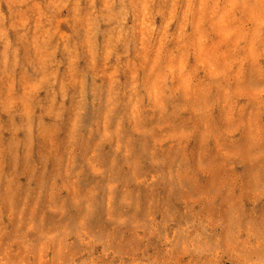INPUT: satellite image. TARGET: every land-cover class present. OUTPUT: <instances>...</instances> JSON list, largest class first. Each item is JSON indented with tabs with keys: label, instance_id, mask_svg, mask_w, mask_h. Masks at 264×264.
<instances>
[{
	"label": "clouds",
	"instance_id": "obj_1",
	"mask_svg": "<svg viewBox=\"0 0 264 264\" xmlns=\"http://www.w3.org/2000/svg\"><path fill=\"white\" fill-rule=\"evenodd\" d=\"M43 2L0 0V186L7 188L0 192V216L15 211L8 178L15 174L17 158L29 171L34 162L43 170L59 161L65 173L72 170L70 157L79 154V166L92 180L86 191L70 194L55 221L22 219L14 229L0 225V264H78L73 249L79 251L77 245L84 241L76 239L67 222L84 215L111 226L115 234L103 244L112 251L117 236L131 225L135 208L122 197L113 202V188L122 182L121 169L135 159L154 165L171 187L167 201L152 205L159 221L146 214L147 203L140 210L145 236L128 264H264V119L238 116L233 131L239 134H229L209 119L211 98L199 91V79L189 92H178L172 74L157 80L147 62L125 71L115 89L98 94L88 87L65 104L61 88L69 77L57 79L59 62L51 54L45 60L31 54L28 21L42 15L52 0L42 8ZM243 8L242 24L252 16L264 22V0ZM77 40L74 35L73 54ZM85 106L94 114L88 122L82 119ZM105 124L111 131V139L103 142L111 149L106 153L97 146ZM209 131L213 136L204 144L202 136ZM162 136L175 146L162 148ZM189 139L194 141L190 149ZM117 142L122 145L118 152ZM46 178L51 179V171ZM149 235L155 245L148 243ZM148 247L154 250L148 252ZM95 264L111 262L101 254Z\"/></svg>",
	"mask_w": 264,
	"mask_h": 264
},
{
	"label": "rangeland",
	"instance_id": "obj_2",
	"mask_svg": "<svg viewBox=\"0 0 264 264\" xmlns=\"http://www.w3.org/2000/svg\"><path fill=\"white\" fill-rule=\"evenodd\" d=\"M46 2L41 4L42 8ZM78 3L79 6L77 0H52L42 15L28 21L31 54L40 60L51 54L59 62L57 79L62 80L64 74L69 77L68 84L61 88L65 104L69 102L67 97L77 91L83 94L88 87L98 94L115 89L125 79V71L147 62L157 72V80L172 74L178 92L180 89L189 92L199 79V91L211 98L209 119L229 134H239L238 129L233 131L238 116L264 119V22L259 16H252L247 23H241L243 4L255 0H78ZM74 35L78 40L73 54ZM162 65L165 72L159 71ZM28 71L35 74L33 68ZM158 91L154 85L153 92ZM44 95L40 92V96ZM138 107L139 104L134 105ZM93 116L85 106L82 119L88 122ZM186 119L192 123L190 118ZM212 136V131L203 135L202 143L208 144ZM110 139L111 131L105 124L97 141L105 153L111 149L103 142ZM160 139L162 148L175 146L171 139L163 136ZM193 143L192 139L187 140L186 147L192 148ZM121 147V143L115 144L117 152ZM70 159L72 170L62 173L59 161L43 170L39 162H34L29 171L27 163L17 158L13 165L15 174L8 178V184L12 185L10 204L15 211L11 217L7 213L0 216V225L14 229L20 220L29 218L47 224L64 213L70 194L86 191L92 180L79 166V154ZM93 166L99 171L98 165ZM49 171L50 180L46 178ZM40 172L44 175L38 176ZM119 175L122 182L114 186L112 200L122 197L135 206L132 223L117 236L119 244L113 242L112 251H108L103 241L115 234L109 224H102L90 215H84L78 222L68 221L77 233L76 239L84 241L77 245L79 251L73 249L78 264L88 261L95 264L101 254L111 264H128L137 241L143 245L145 216L140 210L145 203L146 214H151L154 221L160 220L152 205L168 199L171 185L164 180L163 172L158 173L154 165L135 159ZM3 191L7 188L0 186V192ZM120 219L126 224L124 217ZM148 243L156 244L154 236H148ZM153 250L147 248L148 252ZM135 256L139 260L140 254Z\"/></svg>",
	"mask_w": 264,
	"mask_h": 264
}]
</instances>
